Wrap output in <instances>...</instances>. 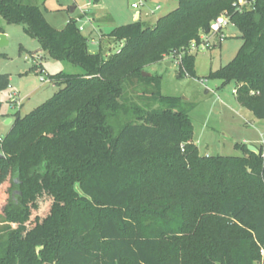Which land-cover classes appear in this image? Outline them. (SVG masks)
Wrapping results in <instances>:
<instances>
[{
	"label": "trees",
	"instance_id": "trees-1",
	"mask_svg": "<svg viewBox=\"0 0 264 264\" xmlns=\"http://www.w3.org/2000/svg\"><path fill=\"white\" fill-rule=\"evenodd\" d=\"M176 1L177 9L155 25L114 28L107 37L123 44L105 58L103 48L90 52L89 35L76 20L55 29L36 0H0L7 24L22 26L49 57L82 69L50 76L60 90L25 116L18 113L0 141V188L11 183L0 214V222L9 223L0 229V264L260 262L264 147L259 155L248 148L238 157L201 155L189 111L180 99L162 95L161 77L143 73L184 53L180 75L195 78L189 50L224 13L243 44L208 78L222 86L235 82L240 106L264 120V0L244 6L239 0ZM31 71L45 73L41 63ZM7 85L8 75H0V90ZM136 92L149 94L158 107L133 103L129 96ZM121 116L127 121L115 128L111 122ZM44 182L54 192L58 220L50 235L24 246Z\"/></svg>",
	"mask_w": 264,
	"mask_h": 264
},
{
	"label": "rangeland",
	"instance_id": "rangeland-1",
	"mask_svg": "<svg viewBox=\"0 0 264 264\" xmlns=\"http://www.w3.org/2000/svg\"><path fill=\"white\" fill-rule=\"evenodd\" d=\"M87 1L36 0L46 20L55 29H63L72 19L77 21L80 18L79 8L85 6ZM134 3H142L139 6L142 14L138 20H133L136 12L132 7ZM238 3L242 6L246 5L245 0H239ZM177 4L176 0H172L167 5L161 4L160 10H156L158 3L152 0H100L99 3L89 7V16L93 19L97 30L92 33L91 25L85 24L83 32L89 35L90 52L98 53L100 48L104 50L110 48L108 56L104 55L105 58L110 57L123 44L114 43L107 37L114 28L135 21L155 25L160 17L176 10ZM72 7H75L73 13L70 11ZM223 16L225 17L224 13L220 17ZM0 27L3 29L0 36L5 35L8 41V45L0 49V75H8L6 89L0 90V139H4L11 133L18 113L20 116H25L46 103L60 90V87L47 80L50 76L60 72L79 74L82 73V69L49 57L42 51L36 39L24 33L22 26L7 24L0 17ZM201 35L203 36V33ZM207 39L209 41L207 49L202 50L198 45L195 49L189 50L196 58L195 78H190L186 74L180 75V59L173 55L166 56L163 62L148 66L146 72L161 77L162 95L180 99L182 107L189 111L193 126V141L201 155L243 156L244 148L264 147V120L256 119L251 111L240 106L233 93L237 88L235 82L222 86L221 81L208 78L212 72L233 60L243 44L241 32L229 23L223 27L220 34ZM24 49L27 52L37 53L34 55V61L33 55ZM183 56L184 53L179 57ZM40 63L45 73L32 72L31 68L35 65L39 66ZM166 63H170V67ZM129 97L133 103L142 108L158 107L149 94L136 92ZM125 121L127 119L121 116V119L112 120L111 124L118 128ZM10 187V180H7L0 188V214L3 213L8 202ZM58 216L59 209L54 200V192L44 182L42 194L34 202L22 234L24 246L29 245L26 242L50 235ZM6 225L9 223L2 220L0 229Z\"/></svg>",
	"mask_w": 264,
	"mask_h": 264
},
{
	"label": "built area",
	"instance_id": "built-area-1",
	"mask_svg": "<svg viewBox=\"0 0 264 264\" xmlns=\"http://www.w3.org/2000/svg\"><path fill=\"white\" fill-rule=\"evenodd\" d=\"M93 0H88L85 6L80 7V18L77 20L78 24H79V30L81 32L85 31V24H89L91 23V17L89 16V7L93 6ZM95 5V4H94ZM142 5V3H134L132 5L133 9L136 10L135 14L138 17L137 20L140 18L141 16V11H139V6ZM156 10H159V7L156 8ZM227 24H229L228 21V16L225 14V17H219L216 21H214L213 23H211L210 29L207 33H203V36H200V43H193L191 48L195 49L196 47H198V45H200L203 49H207L206 47H209V41H208V37L210 36H217L218 34L221 33V30L223 29L224 26H226ZM223 37V36H221ZM93 43H96V41H92ZM180 59V63H181V57H179ZM46 80V79H45ZM50 82V79H47ZM233 93L236 94V89L233 90ZM260 255H261V260L258 264H264V247H262L260 249Z\"/></svg>",
	"mask_w": 264,
	"mask_h": 264
},
{
	"label": "water",
	"instance_id": "water-1",
	"mask_svg": "<svg viewBox=\"0 0 264 264\" xmlns=\"http://www.w3.org/2000/svg\"><path fill=\"white\" fill-rule=\"evenodd\" d=\"M70 11H71V13H73V12L75 11V7H72V8L70 9ZM137 18H138V17L136 16L135 20H137ZM7 45H8V41H7L6 36H5V35H1V36H0V49L4 48V47L7 46ZM109 50H110V48L104 50V51H103V55H107V53H108ZM166 65H167L168 67H170L171 64H170V63H166ZM143 75H144V76H151V74L146 73V72H144ZM248 150H249L250 152H253V153L257 154V155L260 154V150L257 149V148L254 147V146H249V147H248ZM0 156H2V155L0 154Z\"/></svg>",
	"mask_w": 264,
	"mask_h": 264
},
{
	"label": "crops",
	"instance_id": "crops-1",
	"mask_svg": "<svg viewBox=\"0 0 264 264\" xmlns=\"http://www.w3.org/2000/svg\"><path fill=\"white\" fill-rule=\"evenodd\" d=\"M145 1H148V0H145ZM169 2H172V1H163V2H161V3H158V5H157V7H159V10H160V7H161V4H165V5H167ZM174 4H176V3H174ZM176 6V5H175ZM175 6H173V8L175 7ZM156 7V8H157ZM155 8V9H156ZM135 18H136V14H134V19L133 20H135ZM92 19V18H91ZM90 25H91V30H90V32H92V33H94L95 31L94 30H97L96 29V27H94V22H93V19L91 20V23H89ZM92 24H93V26H92ZM99 30V29H98ZM91 34V33H90ZM26 52H27V50L26 49H24ZM27 53H30L31 55H35L36 53H33V52H27ZM42 64V63H41ZM43 66V65H42ZM44 68V67H43ZM44 71H45V69H44ZM34 72H37V71H34ZM252 123H254V121L252 122ZM1 140H3V138L2 139H0V141Z\"/></svg>",
	"mask_w": 264,
	"mask_h": 264
}]
</instances>
